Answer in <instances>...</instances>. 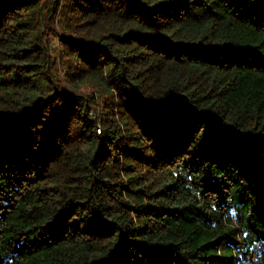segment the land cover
<instances>
[{"label":"trees","instance_id":"trees-1","mask_svg":"<svg viewBox=\"0 0 264 264\" xmlns=\"http://www.w3.org/2000/svg\"><path fill=\"white\" fill-rule=\"evenodd\" d=\"M0 264H264V0H0Z\"/></svg>","mask_w":264,"mask_h":264}]
</instances>
